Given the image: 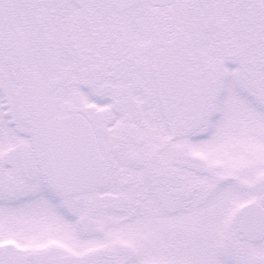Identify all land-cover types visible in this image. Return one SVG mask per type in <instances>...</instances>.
<instances>
[{
    "label": "snow or ice",
    "instance_id": "6c2138e0",
    "mask_svg": "<svg viewBox=\"0 0 264 264\" xmlns=\"http://www.w3.org/2000/svg\"><path fill=\"white\" fill-rule=\"evenodd\" d=\"M0 264H264V0H0Z\"/></svg>",
    "mask_w": 264,
    "mask_h": 264
}]
</instances>
